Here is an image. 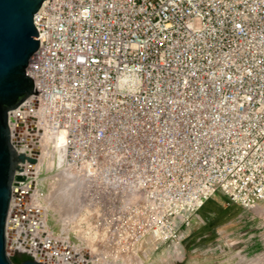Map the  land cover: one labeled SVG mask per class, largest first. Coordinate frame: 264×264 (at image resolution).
Segmentation results:
<instances>
[{
    "label": "built area",
    "instance_id": "1",
    "mask_svg": "<svg viewBox=\"0 0 264 264\" xmlns=\"http://www.w3.org/2000/svg\"><path fill=\"white\" fill-rule=\"evenodd\" d=\"M34 25L39 97L8 113L11 144L37 159L15 172L12 256L147 264L216 196L264 202V0H51ZM44 133L80 184L58 230L33 203Z\"/></svg>",
    "mask_w": 264,
    "mask_h": 264
},
{
    "label": "rangeland",
    "instance_id": "2",
    "mask_svg": "<svg viewBox=\"0 0 264 264\" xmlns=\"http://www.w3.org/2000/svg\"><path fill=\"white\" fill-rule=\"evenodd\" d=\"M50 160L51 165L45 160L39 170L43 194L40 203L49 214L48 224L62 229L77 212L80 184L72 175L57 171L53 157ZM62 178L63 189L70 183L67 190L75 192L77 200L64 204L57 194L47 202L45 197L58 190ZM7 253L12 256L10 251ZM147 264H264V202L253 210H245L222 195L216 196L196 214L177 251L164 250Z\"/></svg>",
    "mask_w": 264,
    "mask_h": 264
},
{
    "label": "water",
    "instance_id": "3",
    "mask_svg": "<svg viewBox=\"0 0 264 264\" xmlns=\"http://www.w3.org/2000/svg\"><path fill=\"white\" fill-rule=\"evenodd\" d=\"M50 1L0 0V264H13L7 253L6 228L15 172L19 163L37 164L36 158L18 154L11 144L8 113L32 96L39 97L35 80L26 72L31 69V57L41 50L34 15ZM22 264L43 263L30 258Z\"/></svg>",
    "mask_w": 264,
    "mask_h": 264
},
{
    "label": "bare ground",
    "instance_id": "4",
    "mask_svg": "<svg viewBox=\"0 0 264 264\" xmlns=\"http://www.w3.org/2000/svg\"><path fill=\"white\" fill-rule=\"evenodd\" d=\"M64 142H65V138H64V136L63 135H60V136H58L57 138H56V140H55V143H54V148H61L63 145H64ZM50 143H53V139H52V137H50L49 135H47V134H43L42 135V137H41V144H42V146H43V149H42V152H41V156H40V160H39V163H38V165L35 167V170H36V172H38L39 170H40V168H41V165H42V163L45 161V160H48L49 161V163L51 162V160H50V158H52L53 157V154H54V151L52 150V151H49L48 150V145L50 144ZM50 165H51V163H50ZM63 173V172H62ZM63 180H64V178H62V180H61V184H59V188H58V190L57 191H51L46 197H45V199H46V201L47 202H51L55 197H56V195L57 196H59V199H60V201H61V203H64V204H66V202L68 203V202H71V200H73L74 202H75V200H77V194L75 195L74 193L75 192H73L72 190L69 192V190H67L68 189V187L70 186V183H67L66 185V187H65V189H63V187L65 186V184L64 185H62V182H63ZM62 186V188H60ZM33 203H36V204H39L40 203V200H39V198H38V196L37 195H34V197H33ZM70 204V203H69ZM40 210H44V208H40ZM45 211V210H44ZM72 210H70V212H69V214H71L72 212H71ZM46 216V212L44 213V215H43V217H45Z\"/></svg>",
    "mask_w": 264,
    "mask_h": 264
},
{
    "label": "trees",
    "instance_id": "5",
    "mask_svg": "<svg viewBox=\"0 0 264 264\" xmlns=\"http://www.w3.org/2000/svg\"><path fill=\"white\" fill-rule=\"evenodd\" d=\"M13 264H22L24 261L30 259L26 254H15L10 257Z\"/></svg>",
    "mask_w": 264,
    "mask_h": 264
}]
</instances>
